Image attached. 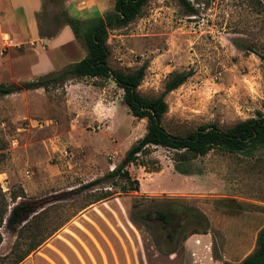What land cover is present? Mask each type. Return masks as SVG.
<instances>
[{"label": "rangeland", "instance_id": "rangeland-1", "mask_svg": "<svg viewBox=\"0 0 264 264\" xmlns=\"http://www.w3.org/2000/svg\"><path fill=\"white\" fill-rule=\"evenodd\" d=\"M42 1L40 30L54 33L58 24L50 17L63 0ZM185 1L193 12L178 0H147L139 16L109 29V66L130 71L143 64L137 91L148 97L163 92L170 72H192L163 96L166 111L160 123L170 133L184 134L210 123L227 127L254 116L264 100V62L259 57L264 54L263 1ZM74 41L75 49L64 47L70 61L85 53L84 45ZM17 75L33 79L31 70L21 69ZM0 83L21 81L5 78ZM121 96L111 79L89 77L0 95L1 190L21 189L24 197L37 201L72 196L59 201L55 215L76 212L88 197L68 190L120 163L145 131V118L130 115ZM171 156L162 147H146L134 164L125 166L130 178L137 179L138 191H119L122 178H115L116 185L104 180L96 188L113 194L68 220L83 213L76 221L82 233L75 235V242L92 241L93 264H190L191 252L205 259L211 255L214 264H221L222 255L236 259L250 251L257 229L264 225V148L250 156L210 150L188 163V174L174 171ZM170 201L195 207L206 217L207 229L186 235L166 254L159 224L144 217L145 228L130 214L142 216L146 210L150 217L149 211ZM178 218L183 223L185 216ZM191 225L178 231V237ZM0 234V255L7 256L2 264H7L22 240L4 223ZM192 234H207L205 243L193 237L199 241L185 245ZM26 244H19L17 251Z\"/></svg>", "mask_w": 264, "mask_h": 264}, {"label": "trees", "instance_id": "trees-1", "mask_svg": "<svg viewBox=\"0 0 264 264\" xmlns=\"http://www.w3.org/2000/svg\"><path fill=\"white\" fill-rule=\"evenodd\" d=\"M146 1L114 0L110 10L102 14L92 11L91 14L82 17L68 14L61 5L57 14L53 16V21L58 25L66 24L70 28L73 38L84 45L85 54L79 60L65 64L57 73L36 76L31 80L22 81L20 84L5 85L0 83V95H6L20 89H46L67 78H109L116 87L122 90V102L130 115L135 118H145L144 133L127 148L120 163L100 177L68 190L70 194L74 192L76 196H81L85 193L84 195L88 197L76 212L92 203L107 199L113 194V191L96 188L104 180H109L111 185H116L115 178H122L123 183L117 186L119 191H138L137 179L130 178L125 166L129 163L134 164L137 156L150 145L172 151V167L175 172L180 174H188V163L210 150L250 156L253 152L264 148V100L262 110H256L254 116L238 120L227 127L210 123L198 125L194 130L184 134L170 133L160 123L162 115L166 111L163 96L166 92L179 86L192 72L190 70L170 72L164 82L163 92L157 96L148 97L137 91V86L143 76V64L130 71L109 66L107 61L109 53L106 44L108 30L124 26L139 16ZM262 1L264 4V0ZM178 2L187 11H194L185 0H178ZM49 32L43 34L40 31V35H50ZM259 57L264 62V54H260ZM72 198V196H68L37 201L24 197L21 189L9 190L6 193L0 187V226L4 223L8 227L16 229L17 239L22 240L20 243L16 242L13 250L14 255L7 264H18L76 214L74 212L63 218L55 215V211L59 209V201ZM133 207L135 204H132ZM149 213H151L150 217L146 210L142 216L131 211L130 217L145 228L147 226L143 224L144 217L159 224L163 230L162 242L166 254L173 253L179 241L183 240L186 235L206 232L207 229V219L200 211L195 207L181 205L175 201H170L165 207L154 208ZM179 215L185 216L183 223L178 222ZM188 223L192 224L190 229L178 237V231ZM23 242L27 243L25 248L17 251L18 245ZM6 258V255H0V264ZM221 264H264V225L256 231L254 246L249 253L237 262L223 260Z\"/></svg>", "mask_w": 264, "mask_h": 264}, {"label": "crops", "instance_id": "crops-1", "mask_svg": "<svg viewBox=\"0 0 264 264\" xmlns=\"http://www.w3.org/2000/svg\"><path fill=\"white\" fill-rule=\"evenodd\" d=\"M113 1L63 0L61 5L68 14L72 12L76 16L82 17L91 14L92 11L102 14L110 10ZM42 3V0H0V81L5 78L10 82L27 81L17 77L21 69L31 70L34 78L45 75L55 67L77 61L83 56L80 55L77 59L69 60L64 47L69 45L72 50L76 48V45L72 32L66 24L58 25L54 33L49 32L50 35H40L39 22L43 9ZM50 20L54 22L52 16ZM45 32L48 31L43 30L42 33L47 34ZM4 37L9 40L7 46L3 45L6 42L3 41ZM30 48L36 52L30 51ZM81 215L83 213L68 221L18 264H93L92 241L88 240L82 245L75 242V235L78 236L79 233H82L78 222L76 223L81 219ZM193 237L202 238L205 243L207 234H192L184 242L185 245L192 243ZM196 241L199 240H194L193 243ZM253 246L254 244L250 251ZM101 248V253L104 255L107 252L104 250L105 246ZM196 253L195 255L191 252L193 260L189 262L190 264H214L211 255L205 259V257L199 258L198 252ZM116 254L119 260L118 252ZM246 254H242L236 259H229L222 255V260L237 262Z\"/></svg>", "mask_w": 264, "mask_h": 264}, {"label": "built area", "instance_id": "built-area-1", "mask_svg": "<svg viewBox=\"0 0 264 264\" xmlns=\"http://www.w3.org/2000/svg\"><path fill=\"white\" fill-rule=\"evenodd\" d=\"M3 41H6V42H4V44H3L4 46H7V45L9 44V42H8L9 40H8L7 37H4V38H3ZM7 42H8V43H7Z\"/></svg>", "mask_w": 264, "mask_h": 264}]
</instances>
